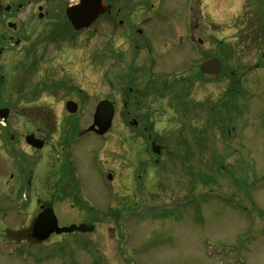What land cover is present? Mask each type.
<instances>
[{
  "label": "rangeland",
  "instance_id": "obj_1",
  "mask_svg": "<svg viewBox=\"0 0 264 264\" xmlns=\"http://www.w3.org/2000/svg\"><path fill=\"white\" fill-rule=\"evenodd\" d=\"M163 7L165 16L148 27L158 30L150 53L138 51L133 63L134 49L119 39L121 31L101 21L10 62L11 82L30 71L25 92L39 93L29 103L36 109L20 102L27 106L10 120L28 132L39 111L49 131L44 154L53 147L59 159L71 157L83 185L106 184L96 176L97 152L89 146L102 148L101 159L117 152V174L130 188H82L80 204L66 202L53 211L59 226L86 223L94 230L52 235L43 243L27 236L33 194L15 192V204H0V264H264V0H165ZM170 29L185 36L193 30L201 44L184 36L174 55ZM214 59L219 75L200 71L189 80ZM130 65L139 67L134 88L148 79L152 84L153 94L141 96L139 108L138 98L131 108L122 105L120 84L127 82L117 73ZM179 78L170 90L156 87ZM185 96L187 116L177 100ZM101 99L115 104L112 134L78 138ZM67 100L77 103L74 113L65 110ZM134 116L149 122L162 150L151 149L141 124H129ZM145 154L159 162L138 169Z\"/></svg>",
  "mask_w": 264,
  "mask_h": 264
},
{
  "label": "flooded vegetation",
  "instance_id": "obj_2",
  "mask_svg": "<svg viewBox=\"0 0 264 264\" xmlns=\"http://www.w3.org/2000/svg\"><path fill=\"white\" fill-rule=\"evenodd\" d=\"M48 3L49 8L45 9ZM164 4L165 0H94L93 6H95L96 10L99 11L106 7L108 9L101 13L89 27L75 30L65 16V11L67 8L77 11L80 5L78 0H0V116H4L6 112V117L0 118L1 205L8 204L10 206L11 204H15L13 196L16 194L14 193L21 191V189L29 190L33 194V198L31 199L33 208L28 218V222H31L33 221V216L35 217L45 208L54 209L55 206H62L66 202L69 204L72 202V204H80L83 198L82 188H130L129 185L123 184L124 180L117 174V168H120L119 163H117V152L110 155L108 159H101L99 157L100 152L98 151L100 149L102 150V148L89 146L88 149L93 148L97 152L96 176L98 179L106 180V184L83 185L77 173L78 171H75L74 165L69 162V160H73L71 157H69V160L68 157L59 159L53 147L49 148V153L44 154L45 147H47L49 131L47 128L42 127L41 121L39 120V111L33 112L34 127L28 132H22L19 129L17 126L19 125V120H10L11 114H14L17 110L22 112L25 106H27L26 104L19 105L18 103L26 102L28 103V108L31 106L29 103L34 102L31 96L35 99L39 96V93L38 91L35 93L32 88H30V91L25 92V86L28 83L26 79L31 75L30 71L26 73V70H23L22 74H18V78L14 82H11L9 65L11 61H16L20 57L24 60V58L28 59L31 54L36 55L38 53V47L41 45L48 46L57 44L59 36L63 38L66 35H73L72 33L85 32L95 22L97 24L100 21L105 22L109 29L115 28L116 31L117 29L121 31L119 39L134 49V54L131 59V63H133L138 51L143 50L145 55L150 53L149 41H152L154 30L148 28L150 26L149 23L153 19V16H165L166 9L164 7L162 8ZM27 7H29L28 14ZM44 22L46 23L45 25H43ZM196 27L194 26V28ZM157 31L155 30L154 32ZM170 32L172 40L170 43L168 42L169 50L175 55V50L185 43V35L176 34L177 31L174 29H170ZM192 32L193 30H188L185 36L187 41L194 45L196 40L197 44H201L200 39ZM175 36H177L176 40ZM29 47H33L34 49L32 50ZM118 53L121 54V52ZM145 62L146 59L144 56L143 64ZM21 67L23 65L21 66L20 64L18 70ZM138 69L139 67L130 65L126 71L119 68V72L117 73L119 80L127 82L120 84L121 88L125 91L122 95V105L125 108L127 106L131 108L137 98L138 101L136 102L135 108H139V98L141 96L150 97L153 94L150 93L152 84L148 82L149 79L143 84L144 88H134L132 86L138 80L136 77ZM15 71L17 72L16 68ZM197 71L198 73L196 72L194 75H188L190 81L195 80V75L202 76L199 68ZM18 80L19 82L17 83ZM175 81H182V79L160 82L156 87H162L163 89L168 87L170 90V86ZM16 83L17 88L15 90L13 87H15ZM157 91L158 89H155L154 92L157 93ZM185 99L186 96L182 100H177L181 108V113L187 116V110H184ZM31 107L36 109L33 105ZM31 107L28 109H31ZM131 120L134 121L129 123L132 127H137L141 124L142 129L138 132L146 136L151 149L152 144H154L159 147V150H162V146L159 145L156 137L150 131L152 126L149 125L148 121H143L138 116H134ZM24 124L27 126V122H24ZM112 129L113 126L101 138H106V136L112 134ZM29 134H32L36 139L42 141L43 145L41 148H35L26 142L25 137ZM62 139L65 145H68L71 140L70 136L62 137ZM75 141L77 142V140ZM43 155H45L44 158H42ZM148 155L151 156V154ZM155 155L163 156L160 152ZM150 156L149 158H151ZM135 157L136 154L134 153L132 161H135ZM150 161H148L147 155L145 154V159L139 160L138 162V169L140 163L143 169H147L148 166H153V162H159L158 160L157 162L155 160ZM142 162L146 164H142ZM130 167L135 169L136 163ZM144 187L149 188L147 181L144 183ZM59 194H63L64 197L59 198ZM66 198H70L71 200H65ZM30 232L31 229L29 228L27 231L28 237H31Z\"/></svg>",
  "mask_w": 264,
  "mask_h": 264
},
{
  "label": "water",
  "instance_id": "obj_3",
  "mask_svg": "<svg viewBox=\"0 0 264 264\" xmlns=\"http://www.w3.org/2000/svg\"><path fill=\"white\" fill-rule=\"evenodd\" d=\"M78 10L74 11L72 9L66 10V15L69 21L72 23L75 29H81L83 27H87L91 24L95 18L105 11L104 8L101 10H96L95 6H93V0H80V5L78 6ZM200 71L209 75L210 77L216 76L220 72V64L218 63L217 59L213 61H207L202 63L200 66ZM65 108L68 112L74 113L76 111L77 105L73 102L68 101L65 105ZM6 112L4 116L5 117ZM113 116V106L112 103L103 100L100 101L94 111L93 114V123L91 126L87 128L86 131L93 130L97 134H103L110 126L111 120ZM27 141L35 147H40L41 142L36 141L32 135H29ZM38 142V143H37ZM154 152L157 150L154 148ZM93 226H88L85 224H80L78 226L70 225L68 227H58L57 221L51 209L47 208L44 209L40 214H38L35 220L32 222L31 225V236L37 241H43L51 233L60 234L63 232H72L74 230L85 232L91 231Z\"/></svg>",
  "mask_w": 264,
  "mask_h": 264
},
{
  "label": "bare ground",
  "instance_id": "obj_4",
  "mask_svg": "<svg viewBox=\"0 0 264 264\" xmlns=\"http://www.w3.org/2000/svg\"><path fill=\"white\" fill-rule=\"evenodd\" d=\"M155 18H156V16H155ZM155 20V19H154Z\"/></svg>",
  "mask_w": 264,
  "mask_h": 264
}]
</instances>
